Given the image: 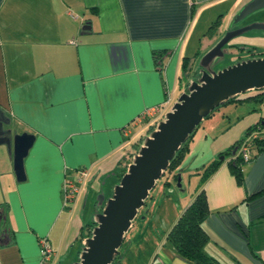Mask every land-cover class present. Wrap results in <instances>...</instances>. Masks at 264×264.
Masks as SVG:
<instances>
[{"label":"crops","instance_id":"0c3cea01","mask_svg":"<svg viewBox=\"0 0 264 264\" xmlns=\"http://www.w3.org/2000/svg\"><path fill=\"white\" fill-rule=\"evenodd\" d=\"M226 1L0 0V109L11 133L34 134L22 180L13 172L11 146L0 143V264H39L42 236L53 264L56 248L67 241L70 204L81 185L91 173L123 165L124 154L117 155L144 107L159 105L162 114L169 109L176 98L171 94L184 88L182 57L191 63L198 52L189 46L197 19L204 10L226 9ZM84 22L88 29L81 28ZM211 126L202 124L198 135L195 129L188 153L205 150L211 160L236 139H217ZM227 158L203 183L204 250L222 264H264V192L246 198L264 185V140L242 164L240 183ZM76 168H86L87 176L64 205L61 183ZM178 199L165 203L162 227L154 228L142 264H192L165 239L188 202Z\"/></svg>","mask_w":264,"mask_h":264},{"label":"water","instance_id":"95a60500","mask_svg":"<svg viewBox=\"0 0 264 264\" xmlns=\"http://www.w3.org/2000/svg\"><path fill=\"white\" fill-rule=\"evenodd\" d=\"M264 7V0H245L233 13V22ZM262 28L264 21H250L223 33L202 53L195 77L176 96L154 127L141 135V141L124 172L112 185L111 193L96 213L95 224L83 238L78 258L73 264H111L124 233L130 227L138 208L144 203L150 188L161 176L169 159L181 142L215 106L229 97L249 89L264 88V56L248 57L211 70L210 61L223 53V45L234 35L249 29ZM82 29H88L84 22ZM10 119L0 109V143L11 146L12 168L17 180L24 178L22 159L34 134L28 131L11 133ZM5 125V126H4ZM235 147L231 150V154ZM219 159L222 155L218 156ZM180 170L176 183L179 185ZM103 199L98 195V203Z\"/></svg>","mask_w":264,"mask_h":264},{"label":"rangeland","instance_id":"374dc122","mask_svg":"<svg viewBox=\"0 0 264 264\" xmlns=\"http://www.w3.org/2000/svg\"><path fill=\"white\" fill-rule=\"evenodd\" d=\"M240 1L237 3L238 6H240L245 0ZM226 4V9L222 6L215 10H204L197 19L198 22L194 25L195 29H193L194 38L189 40V46L191 50L198 48V52L193 61L189 64L190 75H188V77L192 76L193 78H196L195 75L191 74L194 71L197 72L199 69L198 62L200 56L216 39L223 35L224 32L233 28L235 25L239 26L249 21H254L255 18H257L256 21H258V19L264 21V10H255L254 12L245 15L242 19L233 22V13L237 9V4L232 3L231 0L226 1ZM218 13H221V15H217ZM217 16H219V23L213 31V36L209 38L206 35H203L208 26ZM229 42L233 43V45L243 46L244 48L237 50L228 47L229 45L227 44ZM229 42L223 45L222 55L216 56L210 61L209 67L211 70H217L232 64L239 59L250 57V55L245 52L246 48L251 47V49L254 50L255 53L253 57L264 56V27L246 29L232 36L229 39ZM192 52L193 51L189 54H192ZM255 91L257 90H245L238 93L237 96L243 97L253 94ZM176 92L177 90L175 93L171 94L173 98L176 97ZM259 114H264V95L261 100L248 97L240 102L226 101L218 104L209 115L203 117L199 122L200 126L196 129V135L200 133L202 124L211 122V127L217 132V139L227 135L226 137H236L235 140H237L240 137L241 132L245 129L247 122H250L252 118H254L253 121L258 120L260 117L258 116ZM156 118L158 119L160 117L155 115L149 119L135 122V132L126 140L124 150L119 152L117 159L121 158V156L131 148V141L137 139L140 135H145L146 129L150 125L149 123H153ZM220 130H222V132H220ZM193 133L190 139L192 138ZM190 139H188L187 142L189 148L192 146ZM236 146H238V144ZM208 158L205 150L188 153L187 149L182 159L183 163L179 166L181 168L178 167L181 169L179 185H177L176 179H173L170 174H161V176L155 181L154 185L150 188L149 195L145 198V203L139 207L136 215L133 217L130 227L124 233V237L117 248L119 251L116 258L118 260L117 264H142L151 250L148 242L154 239L155 235L153 234H156L162 227L159 221L161 220V224H163L161 217L163 214L165 215V203L173 206L171 203L177 197L179 198V202H187L192 198L202 179V164L208 162L210 160ZM128 159L127 156L126 158L123 157L122 160L126 161ZM116 171L117 169H114L109 165L104 167L103 170H98L97 173H91L88 175L87 179L85 178L86 181L81 185L79 195L75 198L74 202L70 204L71 223L66 234L67 241L65 244H61L60 247L56 248L53 264H73L78 258L79 251L82 247V240L88 235V222L93 220L100 209L98 195L101 194L105 198L109 194L112 185L117 179L115 175ZM164 180H167V183ZM157 204L159 205L157 206ZM184 204L185 203H183V205ZM154 228H157L158 230H155ZM138 233L141 234L142 238H140ZM139 241L143 242L144 245L145 243L148 244L145 245V249H143L144 245ZM139 245H141L142 252L141 249H139L140 253L137 254L136 252Z\"/></svg>","mask_w":264,"mask_h":264},{"label":"trees","instance_id":"16d2710c","mask_svg":"<svg viewBox=\"0 0 264 264\" xmlns=\"http://www.w3.org/2000/svg\"><path fill=\"white\" fill-rule=\"evenodd\" d=\"M218 15H221V13ZM218 23H219V16H217L211 22V24L208 26L207 30L205 31L204 35H206L207 37L212 36L213 31L218 26ZM159 58H160L159 59L160 61L161 56H159ZM189 64H190L189 57L183 56L181 60V64H180V79L184 81V84H183L184 86H186L188 79L191 78V76L188 77V75H190L189 74V71H190ZM191 75H195V71ZM256 90L257 91H255L253 94L246 95L243 97H238L237 95H234L226 99L224 102L226 101L240 102L248 97H253L254 99L256 98V100H261L262 96L264 95V88L256 89ZM211 111H209L205 116L209 115ZM198 124L187 135L185 140L180 143L178 148L173 153L172 157L169 159L168 164L166 168L163 170L162 174H166V175L170 174L173 177V179H176L178 166L180 162L182 161L188 149V146H187L188 139H190L192 133L194 132ZM263 126H264V115L260 116L258 120H256L253 124L246 126L244 129L243 135L239 139L233 141L224 150L219 151L216 154V157L212 158L211 160H209L208 162L202 165L201 167L202 169L201 172H203L201 175L202 179H201L200 184L198 185L197 191L194 193L192 198L186 203V205L181 209L176 219L173 221L171 226L165 232V239L170 243V245L172 246L176 254L180 256L181 258L187 261H190L192 264H222L214 256L208 255L204 250V244L207 242L208 236L201 226V221L206 215V213L208 212V207L206 203L203 183L206 180V178L220 164L222 159L226 156H228L227 166L229 170L234 175L235 180L238 183H240L242 179V171H241L242 164L246 162L248 159H250L255 154L256 150H258L263 143L264 131L262 133L260 130ZM153 127H154V122L150 123V125L146 129V132L150 131ZM253 129L258 130L259 137H255L249 141L250 155L248 159L246 160L242 159V156L237 152L234 154H231V150L233 149V147H237L236 145L241 141V139H243V137H245ZM141 139L142 138L140 135L137 139L133 140V142H131L130 144L131 148L124 153L123 157L126 158L128 156L129 159L124 161L123 165H121V167L117 169L115 173L117 179L115 180V182L118 181L120 175L124 172L126 163L130 161L131 154L136 151ZM219 155H222L221 159L218 158ZM164 181L167 183V180H164ZM263 192H264V185L260 187L258 190H256L255 192L247 195L246 198L255 196ZM110 193H111V190L107 196H109ZM105 198L103 197L99 205L100 209L102 207V204ZM263 217H264V214H263ZM94 224H95L94 220H91L90 222H88L87 234L90 233V229ZM118 253L119 251H117L116 255L113 257L111 264H117L118 260L116 258L118 256Z\"/></svg>","mask_w":264,"mask_h":264},{"label":"built area","instance_id":"2783aa9c","mask_svg":"<svg viewBox=\"0 0 264 264\" xmlns=\"http://www.w3.org/2000/svg\"><path fill=\"white\" fill-rule=\"evenodd\" d=\"M161 117L162 115V107L159 105H151L144 107L138 115L135 117L136 121H141L144 119H149L154 116ZM157 120V118H156ZM155 120V121H156ZM154 121V122H155ZM255 137H259L258 130H251L241 141L238 143L236 147V152L242 156V159H248L249 152V141ZM235 152V153H236ZM87 176L86 168H76L74 177H64L61 183V197L62 204L66 205L71 202L76 196L79 185L84 181ZM38 247H39V264H50L52 248L46 239V237L42 236L38 238Z\"/></svg>","mask_w":264,"mask_h":264},{"label":"flooded vegetation","instance_id":"af4514ba","mask_svg":"<svg viewBox=\"0 0 264 264\" xmlns=\"http://www.w3.org/2000/svg\"><path fill=\"white\" fill-rule=\"evenodd\" d=\"M262 10H264V7L263 8H260V9H258L257 11H262ZM252 12H254V11H252ZM254 20V19H253ZM257 20V18H255V20L254 21H256ZM258 21H262V20H259L258 19ZM250 22V21H249ZM236 26V25H235ZM234 26V27H235ZM217 40V39H216ZM229 42V40L225 43V44H227ZM227 45H229L228 47H231V48H234V49H237V50H241V49H243L244 47L243 46H238V45H233V43H228ZM246 48V47H245ZM245 52L247 53V54H249L250 55V57H253L254 56V50L253 49H251V47L250 48H246L245 49Z\"/></svg>","mask_w":264,"mask_h":264}]
</instances>
